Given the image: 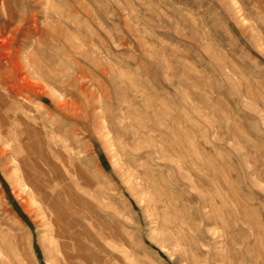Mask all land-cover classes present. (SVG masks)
Instances as JSON below:
<instances>
[{
    "label": "rangeland",
    "instance_id": "rangeland-1",
    "mask_svg": "<svg viewBox=\"0 0 264 264\" xmlns=\"http://www.w3.org/2000/svg\"><path fill=\"white\" fill-rule=\"evenodd\" d=\"M0 264H264V0H0Z\"/></svg>",
    "mask_w": 264,
    "mask_h": 264
},
{
    "label": "bare ground",
    "instance_id": "bare-ground-1",
    "mask_svg": "<svg viewBox=\"0 0 264 264\" xmlns=\"http://www.w3.org/2000/svg\"><path fill=\"white\" fill-rule=\"evenodd\" d=\"M25 161V160H24ZM27 163V162H26ZM28 164V163H27ZM31 165V164H30ZM28 181V180H27ZM31 184V183H30ZM41 187V186H40ZM45 213V212H44Z\"/></svg>",
    "mask_w": 264,
    "mask_h": 264
}]
</instances>
